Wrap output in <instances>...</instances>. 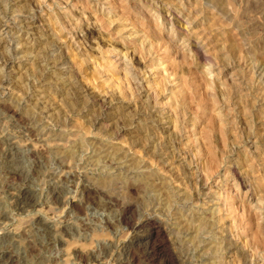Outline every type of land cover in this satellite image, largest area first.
Returning a JSON list of instances; mask_svg holds the SVG:
<instances>
[{
  "label": "rangeland",
  "instance_id": "obj_1",
  "mask_svg": "<svg viewBox=\"0 0 264 264\" xmlns=\"http://www.w3.org/2000/svg\"><path fill=\"white\" fill-rule=\"evenodd\" d=\"M0 99V264H264V0H0Z\"/></svg>",
  "mask_w": 264,
  "mask_h": 264
},
{
  "label": "bare ground",
  "instance_id": "obj_2",
  "mask_svg": "<svg viewBox=\"0 0 264 264\" xmlns=\"http://www.w3.org/2000/svg\"><path fill=\"white\" fill-rule=\"evenodd\" d=\"M1 100V99H0ZM9 112H11L13 115H14V113L16 114V110L15 109H13V107L12 106H10V105H6V107H5ZM24 119V118H23ZM34 153V152H33ZM44 153V152H43ZM41 154H42V152H41ZM40 155V154H39ZM44 155V154H43ZM32 156V155H31ZM41 156V155H40ZM39 157V156H38ZM10 165H12V164H10ZM7 166H9V165H7ZM40 167H37V169H35V170H33L35 173H37L38 174V169H39ZM10 169V168H9ZM1 170V169H0ZM22 174V173H21ZM9 175L10 176H12L13 178L15 177V176H20L19 175V173L18 172H14V171H10L9 172ZM16 178V177H15ZM17 179H19V178H17ZM87 190V189H86ZM26 191V190H25ZM97 190H91V189H88V193H94V192H96ZM97 192H99V191H97ZM100 194V193H99ZM109 194V193H108ZM91 197V196H90ZM26 198V197H25ZM57 198V197H56ZM114 198V197H113ZM112 198V199H113ZM17 200V199H16ZM20 200V199H19ZM29 200V199H28ZM58 201V200H57ZM114 201H116V200H114ZM34 202V201H33ZM33 204H35V203H33ZM31 205V204H30ZM27 211V210H26ZM24 212V211H23ZM40 219V218H39ZM7 220V219H6ZM125 220H126V222L129 224V226L132 228V230H135V229H137L138 230V228H141V227H145V226H147V225H149L150 227L152 226V230H151V236H152V239L153 240H155L158 236H160V234H161V231L157 228V227H155L154 225H153V223L150 221V220H148V221H146V223L145 224H142V223H139V222H133L131 219H128V218H126L125 217ZM41 221V220H40ZM43 223V222H42ZM4 224V223H3ZM148 226V227H149ZM22 234V233H21ZM23 235V234H22ZM26 236V235H25ZM158 240V239H157ZM148 242V241H147ZM151 244V250L152 249H155V245H156V241H154L153 243H150ZM145 245V244H144ZM149 245V244H148ZM158 245V244H157ZM39 247V246H38ZM132 249H131V256H129L128 257V259L127 260H125V262L126 263H129V264H131V263H133V262H136L137 260H138V255H137V253H136V250H138V252H141L142 254L143 253H145V256L146 255H148L149 254V252H150V249H148V248H146L147 247V244H146V247L144 248V246L142 245V243H139V242H136V243H134L132 246ZM150 247V246H149ZM39 249V248H38ZM37 249V246H36V244L35 245H33L32 243H29V246H28V251H29V253L31 254V255H33V253H36L37 251H39ZM144 249V250H143ZM44 251V250H43ZM78 253V252H77ZM140 253V254H141ZM130 255V254H129ZM35 256H36V254H35ZM78 256V255H77ZM82 256V258L84 259V260H92L91 258L93 257L91 254H89V255H86V254H82L81 255ZM16 259L17 258H14V256L12 255V253L11 252H8V253H6V255L4 256V260H5V262H11V264L13 263L14 264V262H16ZM54 262H56V261H54ZM89 262V261H88ZM122 263V262H121ZM139 264V263H138Z\"/></svg>",
  "mask_w": 264,
  "mask_h": 264
}]
</instances>
